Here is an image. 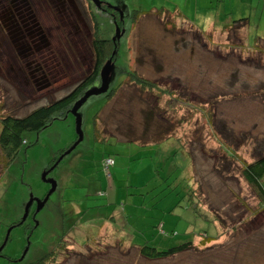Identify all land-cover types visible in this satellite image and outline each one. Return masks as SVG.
<instances>
[{
	"label": "rangeland",
	"instance_id": "374dc122",
	"mask_svg": "<svg viewBox=\"0 0 264 264\" xmlns=\"http://www.w3.org/2000/svg\"><path fill=\"white\" fill-rule=\"evenodd\" d=\"M99 1L109 9L118 7L122 14L123 32L118 38L112 76L103 92L89 95L76 109L82 137L46 174L56 186L40 209L36 210V203L50 189L41 174L75 140V117L69 111L62 115L54 112L46 127L23 134L25 143L5 165L0 152V244L9 224L20 220L27 200L34 199L23 221L10 228L0 251V264H29L58 248L73 226L69 212L60 214L55 209L63 207L65 186L75 182L73 176L78 169L86 170L92 165L88 163H96L106 154L116 159L118 171L110 169L117 191V213L113 212V220L110 217L106 221L107 237L122 236L135 245L147 244L158 250L188 240L194 245L166 257L148 259L137 248L108 241L97 247L91 241L89 252L57 250L54 264H264V212L255 208L257 198L237 171L236 160L231 162V169L227 167L230 165H220L222 151L217 149L219 145L212 134L215 131L226 139L228 132L238 161L249 162L257 157L256 153L264 154V56L261 49L246 52L254 49L255 34L259 38L264 35V0H251L247 9H239L232 2L235 13L249 15L243 33L234 24L225 34L217 29L216 35L204 38L176 18L152 12L151 7H161L160 0ZM220 1L222 15L221 6H229ZM90 7L102 37H111L114 25L110 15L94 5ZM136 10L141 13L132 21ZM187 12L193 14L194 7ZM48 22L50 25L53 18H48ZM65 31V25H60L52 33L54 45L64 46ZM68 38L80 36L73 35L71 29L66 42ZM261 39L256 40L260 47L264 44ZM2 45L0 42V118L24 116L62 98L80 83L79 74L71 73L72 78L65 70L51 85L52 95L30 96L27 88L10 81L11 73L7 74L1 62ZM87 68L82 64L83 75ZM133 72L157 86L140 89L128 75ZM118 84L111 99L105 101V91ZM170 91L178 96L177 100L170 98ZM218 93L224 98L211 106ZM192 106L197 108L191 110ZM206 110H212L210 119L205 116ZM150 134L154 140H150ZM187 139H198L192 144L197 148L190 150ZM215 161L216 166L223 168H219L221 174L213 167ZM86 174L90 190L96 195L98 178ZM101 177L105 179L106 172ZM195 184L205 205L204 209L198 203L204 216L195 214L187 204L188 194L197 201L190 191ZM77 193L74 190L70 198L77 199ZM210 208L221 214L223 235L219 239L216 236L220 225L213 218L214 213L206 210ZM209 238L214 239L208 241ZM77 242L81 246L82 240Z\"/></svg>",
	"mask_w": 264,
	"mask_h": 264
},
{
	"label": "flooded vegetation",
	"instance_id": "af4514ba",
	"mask_svg": "<svg viewBox=\"0 0 264 264\" xmlns=\"http://www.w3.org/2000/svg\"><path fill=\"white\" fill-rule=\"evenodd\" d=\"M91 5L107 11L113 25L121 19L117 11L106 8L101 1L97 6L92 0H0V42L4 45L1 62L7 74L11 73L10 81L27 88L30 96L52 95L51 85L65 70L71 77L73 72L79 74L78 87L83 83L99 85V72L106 60L111 70L115 65L110 61L115 59L118 40L113 41V35L102 37L89 11ZM48 18H53L50 25ZM60 25L68 30L63 33V47L52 42V33ZM71 29L80 38H68L66 42ZM82 64L88 66L86 75L80 69Z\"/></svg>",
	"mask_w": 264,
	"mask_h": 264
},
{
	"label": "trees",
	"instance_id": "16d2710c",
	"mask_svg": "<svg viewBox=\"0 0 264 264\" xmlns=\"http://www.w3.org/2000/svg\"><path fill=\"white\" fill-rule=\"evenodd\" d=\"M115 13H117V12H115ZM139 13H141V11H138V10L135 11V13L133 14L132 21L135 20L136 16ZM120 18L121 19L118 21V24H117V26L119 28V34L123 32L122 24H121L122 16ZM240 22H242V20H233V21H231V23L225 25L223 27V30L226 32L227 29L231 28V26H233L234 24H238L239 26H241ZM255 39L257 41H259L260 38L256 36ZM256 40H255L254 49L252 51H246V50L245 51L247 53H253L256 50L261 49L262 56H264V44L260 47V45H258ZM210 41H211V39H210ZM108 43H109V41H108ZM238 46H237V48H239ZM107 50H109V46H108ZM240 51H244V50L240 49ZM114 56H116V53L114 54ZM113 61H115L114 58H112L110 62L113 63ZM110 75H111V72H110ZM128 75L132 79V82H134L142 90H144L145 88L150 89V88H154V86H157V85H155L154 82H151L147 79L140 77L135 72L130 73V74L128 73ZM90 84L94 85V83H83L79 87L76 86L73 89L74 91L72 93L70 92L69 94H66L65 96H63L62 98H60L56 101H52V102L45 104V105H40V106L30 110L24 116L13 117V116L5 115L4 117L0 118V152H1V155L3 158L4 165L7 163L8 160L11 159L12 155L17 150V148L25 143V140L23 137V134L25 132H27V131H39L40 129L46 127L50 123V121L54 118V115H53L54 112H57L60 115L67 112L68 109L70 108L71 104L82 95L83 91L86 88H88ZM119 86H120V84L113 87L108 92L105 91V95H104V98L106 99L105 101L108 102L111 99L114 92L116 91V89H118ZM212 86H214V85H212ZM262 92H264L263 87H262ZM169 94H170V98H175L176 100L178 99V96L173 95V93L171 91L169 92ZM220 94L218 93L217 95L214 96V98L211 100V104H210L211 106L224 98V96H221ZM230 97H232V96H230ZM230 97H226V98L228 99ZM262 103L264 104V99H262ZM196 108H197V106H192L190 109L195 110ZM199 108H201V107H199ZM213 108L217 109V107H213ZM201 109L203 110V107ZM201 112H203V111H201ZM188 113H190V115L192 114V112H188ZM195 113H197V112H195ZM211 113H212V110H211ZM211 113L209 110H206V115H205L206 118L208 116V119H210ZM94 118H95V115H94ZM94 118L92 120L93 125H94ZM164 130H165V132H167V130L165 128H164ZM107 132L108 131H106V133ZM109 133L111 134L112 132H109ZM212 134L215 136V138H213V140H216L215 142L218 143L217 145H219L217 149H220L222 151V153L219 154L221 157L218 156V157H220V159H219V161L221 162L220 165H230V167L229 166H227V167L231 169L233 167V164H231V162L236 160V162L239 164V168H237V171L239 172V174L241 176H243L244 180L248 183V185L250 186L251 190L253 191L255 197L257 198L255 208L256 209H262V213H263L264 212V154L260 155L259 153H256L257 157L254 158L253 160L249 161V162H244V161L242 162L241 160L238 161L236 159V156H235V148L230 144L232 141L230 140V136L228 135V132L226 135V139L221 138L217 133H215V131H213ZM208 135H209V138L211 141L212 139L210 137V134L208 133ZM150 136L152 137V138H150V140L155 139L154 136H152L151 134H150ZM76 138H77V136H76ZM189 141H191L192 143H190ZM198 141H199L198 139H196L195 142H194V139H187L186 140L187 147L190 150L196 149L197 146L196 145L193 146L192 144H195ZM204 141L205 140L202 137V142H204ZM223 142L227 143L226 146L220 145ZM63 151H61L60 153H62ZM60 153L57 154L51 160V162L45 168V170L49 169V167L57 159V157L60 155ZM99 159L100 160L97 161L96 163H88V165L89 164H92V165L86 167V170H85V167L83 168L85 171L83 172L84 174H82L83 176L81 178H79L78 175H79V171H81L82 167L80 169H78L75 182H77L78 180H82V181H80L82 183L84 181H87V174L86 173H88L90 175V177H99V176H102V172H106V178H108V177L111 178L113 176V173L111 172L110 169L112 168L113 170H115L113 166L115 165V168H116V159H114L112 154H106ZM107 160L110 162L106 163ZM192 164L194 166L193 157H192ZM213 167H214L215 171L217 170V173L221 174V170L219 168H221V169H223V168L216 166V161H215V163L213 162ZM192 170H193L192 172L195 171V169H192ZM261 178H262V181H261ZM86 183L91 184L90 181H87ZM99 190H102V189L99 188ZM190 191H192V194L197 198V201L191 200V198H189L190 195L188 194V198H187L188 206L192 209V211L195 214H197L199 216H204L200 212L199 204L201 203L203 208L205 207V205L200 200V192L198 191L197 184H195L194 189H192ZM196 191H197V194H194V192H196ZM102 194L103 193L99 192V195H102ZM190 194H191V192H190ZM114 208H116V206ZM206 210H210L211 213H214L213 218L220 225V232L216 236V238L219 239L223 235V229H222V225H221L222 221H221V217H220L221 214L219 213L218 209L210 208V209H206ZM23 213H24V209H23ZM17 224H19V221L12 222L9 224L8 228H11ZM230 229H233V227L231 226ZM161 233L163 234L162 231H161ZM203 237H205V236H203ZM213 239L214 238H211L208 241H211ZM204 240H207V238H204ZM206 242L203 241L202 243H206ZM193 245L194 244L188 240V241L181 242L177 245L170 246L165 250H158L155 247L147 245V244H141L140 246L137 247V249H138V252L143 257H146L148 259H155V258L166 257L168 255H171V254H174L177 252H181V251H183V250H185V249H187ZM67 247H68V249H67ZM57 250L58 251H62V250L63 251L64 250L74 251V249L70 248V245L67 243V241H64V239H62V242L59 244L58 248H55L54 250H51V251L43 254L39 259H37L36 261L30 262L29 264H54V261H56V258L58 256L57 255L58 252H56Z\"/></svg>",
	"mask_w": 264,
	"mask_h": 264
},
{
	"label": "crops",
	"instance_id": "0c3cea01",
	"mask_svg": "<svg viewBox=\"0 0 264 264\" xmlns=\"http://www.w3.org/2000/svg\"><path fill=\"white\" fill-rule=\"evenodd\" d=\"M224 1L227 2L229 9L224 8L222 5V15H220V7H218L221 2L220 0H160L161 7H151V10L161 17L168 14V17L176 18L181 23L192 27V29L199 33V35L203 38L204 35L208 37L213 34L216 35L217 29H219V33L225 34L226 32L223 30V27L231 23L233 20H242V22H240V29L243 33V26H248L249 24V15L244 16L241 12L235 13L231 9V5L234 1L239 5V9H241V7L247 9L250 6L251 0ZM192 7H194L193 14L191 12H187V10ZM246 29L247 28H245V30ZM256 36L257 34L254 35V37ZM261 38H264V35H262L259 40H262ZM113 167L115 169L114 172L118 173L115 165ZM84 171L85 170L83 168L79 171V178L83 176L82 174H84ZM73 177L76 179L77 175H74ZM67 178L68 177H65V179ZM97 178L99 181V188L102 190H99L96 195L90 190L91 184H87V181L82 183L80 182L82 180H78L77 182H73V184L65 186L66 197L62 200L64 203L62 204L63 207L59 205L55 208L52 205V207L56 209L57 213L63 214L64 212H69V214H71L69 221L73 223V226L71 227L69 236H63L62 239L67 241L70 248L74 249V251L79 250L89 252V247L92 246L89 244L94 242V246L100 247V245L106 244L105 241H108V243H117L118 245L120 244L126 247L137 248L140 245H135L131 242V240H126L122 236L117 237L116 235H112L110 238L107 237L106 221H110L108 219L110 217L113 220V212L117 213L114 208L115 203L117 202L115 198L117 191L114 189L115 179L112 177L104 179L101 176ZM68 181L69 183L72 182L70 181V177L68 178ZM74 190H78L77 199L70 198V194ZM99 192H102L103 194L99 195ZM162 224L163 222L161 225ZM79 229L80 231H78ZM137 229L139 230L140 228ZM103 230H105V232H103ZM77 239L82 240L81 246L78 245Z\"/></svg>",
	"mask_w": 264,
	"mask_h": 264
},
{
	"label": "water",
	"instance_id": "95a60500",
	"mask_svg": "<svg viewBox=\"0 0 264 264\" xmlns=\"http://www.w3.org/2000/svg\"><path fill=\"white\" fill-rule=\"evenodd\" d=\"M95 5H99V1L98 0H93ZM114 9L118 12L119 17L122 16L121 11L118 7H114ZM113 9V10H114ZM119 28L116 24H114V33L113 36L111 37V39L114 40H118L119 38ZM111 64H109V59L106 60L105 64L102 66V68L100 69L99 72V78H100V83L97 86H93L90 88H87L83 91L82 95L76 99L72 105L69 108V112L75 117V130H76V136L77 138L75 139L74 142H72V144L61 154V156L59 155V157L52 163V165L49 167V169L43 171V173L41 174V177L44 181L48 182L50 184V189L49 191L46 193V195L42 198L41 201H37L36 203V210L40 209L43 202H45V200L47 199L48 195L50 192L53 191L54 189V185L55 182L53 179H48L46 178V174L57 164V162L59 161V159H61L62 155L65 153H68L76 144L77 142L81 139L82 137V132H81V128H80V124H81V119L79 114L77 113V108L81 105V103H83L85 101V99L89 96V95H93V94H97L100 92H103L106 89V84L108 79L110 78L111 75H109L110 72V66ZM112 71V70H111ZM33 198H29L24 206V213L21 217V219L19 220V223H21L23 221V219L25 218L26 214H27V208L29 206V204L31 203V201H33ZM10 228L7 229L6 234L4 236V240L2 241L1 245H0V250L2 249V247L5 244L7 235L9 233Z\"/></svg>",
	"mask_w": 264,
	"mask_h": 264
},
{
	"label": "clouds",
	"instance_id": "9594fccd",
	"mask_svg": "<svg viewBox=\"0 0 264 264\" xmlns=\"http://www.w3.org/2000/svg\"><path fill=\"white\" fill-rule=\"evenodd\" d=\"M111 76H112V75H111ZM86 89H87V88H86ZM71 105H72V104H71ZM68 110H69V109H68ZM67 148H68V147H67ZM67 148H66V149H67ZM66 149H65V150H66ZM65 150H64V151H65ZM64 151H63V152H64ZM63 152H62V153H63ZM62 153H61V154H62ZM61 154H60V156H61ZM58 157H59V156H58ZM58 157H57V158H58ZM59 160H60V159H59ZM44 171H45V170H44ZM45 176H46V175H45ZM54 186H55V185H54ZM100 193H102V192H100ZM33 201H34V200H33Z\"/></svg>",
	"mask_w": 264,
	"mask_h": 264
},
{
	"label": "built area",
	"instance_id": "2783aa9c",
	"mask_svg": "<svg viewBox=\"0 0 264 264\" xmlns=\"http://www.w3.org/2000/svg\"><path fill=\"white\" fill-rule=\"evenodd\" d=\"M107 162H110V161L107 160L106 163H107Z\"/></svg>",
	"mask_w": 264,
	"mask_h": 264
}]
</instances>
